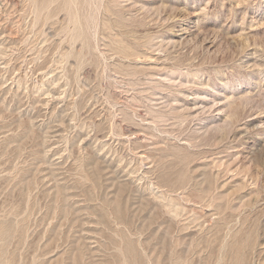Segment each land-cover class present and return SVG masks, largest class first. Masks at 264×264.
<instances>
[{
    "label": "rangeland",
    "instance_id": "1",
    "mask_svg": "<svg viewBox=\"0 0 264 264\" xmlns=\"http://www.w3.org/2000/svg\"><path fill=\"white\" fill-rule=\"evenodd\" d=\"M0 264H264V0H0Z\"/></svg>",
    "mask_w": 264,
    "mask_h": 264
},
{
    "label": "bare ground",
    "instance_id": "2",
    "mask_svg": "<svg viewBox=\"0 0 264 264\" xmlns=\"http://www.w3.org/2000/svg\"><path fill=\"white\" fill-rule=\"evenodd\" d=\"M2 235V234H1Z\"/></svg>",
    "mask_w": 264,
    "mask_h": 264
}]
</instances>
